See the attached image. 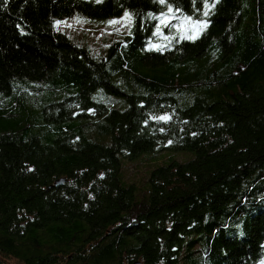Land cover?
<instances>
[{
	"label": "trees",
	"instance_id": "16d2710c",
	"mask_svg": "<svg viewBox=\"0 0 264 264\" xmlns=\"http://www.w3.org/2000/svg\"><path fill=\"white\" fill-rule=\"evenodd\" d=\"M249 1L219 0L197 39L170 42L154 0H0V91L64 95L37 114L0 103V264H261L264 0ZM126 9L132 35L100 60L53 30ZM163 150L196 155L123 173L124 157Z\"/></svg>",
	"mask_w": 264,
	"mask_h": 264
},
{
	"label": "rangeland",
	"instance_id": "374dc122",
	"mask_svg": "<svg viewBox=\"0 0 264 264\" xmlns=\"http://www.w3.org/2000/svg\"><path fill=\"white\" fill-rule=\"evenodd\" d=\"M245 13L248 10H252V4L249 0H243ZM130 11L129 9H126ZM125 11V10H124ZM124 11L119 16H112L107 18H94L90 16H85L79 14L81 17L80 22H77L74 17L77 14L72 16L58 17L54 20H66V24H61L59 26H53V30L57 33L63 34L68 40H70L73 44L85 49L88 51L91 57L95 60L103 59L108 51V48L116 43L124 39L129 35V31L132 35L134 23L131 25L130 29L122 26L123 21L117 24L109 25L106 22L108 20H114L123 16ZM131 12V11H130ZM252 11L248 13V16L245 19V24L248 21H251ZM53 20V21H54ZM68 25H71L69 27ZM57 27L59 30H57ZM103 29L105 31H115L112 35L104 34L102 37L98 34V30ZM119 29V31H117ZM199 72L201 70H198ZM202 72V71H201ZM33 84L36 82L32 81ZM25 85L20 86V89H25ZM30 89V88H29ZM194 94L187 97V99L180 98L179 103L180 106L185 107L188 106L194 99ZM13 99L18 102L26 103L28 106H32L33 113L37 114L41 108L48 103L57 102L64 98V95L56 94L52 95L49 92H36L31 91L28 95H22V92L19 90H14L13 93L7 95L0 91V103H4L6 99ZM108 98H102L103 101L107 102ZM195 151L185 150V151H174V150H163V151H150L140 153L134 159H128L126 157L122 160L123 173L127 174L130 170L132 173L130 177L135 180L142 181L146 178L149 173L156 167L169 162L171 160H176L179 162H186L195 157Z\"/></svg>",
	"mask_w": 264,
	"mask_h": 264
},
{
	"label": "snow or ice",
	"instance_id": "6c2138e0",
	"mask_svg": "<svg viewBox=\"0 0 264 264\" xmlns=\"http://www.w3.org/2000/svg\"><path fill=\"white\" fill-rule=\"evenodd\" d=\"M155 3L161 5V10L158 14L156 13H148V17L152 20H157L158 23L155 25V35L161 36L165 41H172V40H195L197 39L203 32L206 31L208 24L211 22L208 20V17L212 14L213 10L215 9V6L217 3H219V0H201L202 3V9L196 8V0H192L193 5V15H189L185 12H183V9L179 4H173L170 2V0H154ZM7 0H5L4 5L6 6ZM200 13V18H195V13ZM179 14V15H178ZM135 16L136 14L133 12H130L128 10L124 11V14L122 17L114 19V20H108L106 23L109 25L117 24L123 21L124 27H127L130 29L131 25L135 22ZM77 22H80L81 17H79V14H77L76 17H74ZM173 19L179 21V23H170ZM66 20H54L53 26H59L61 24H66ZM71 27V25H68ZM166 26L169 27L171 30H174L170 32L168 36H164L162 27ZM19 27V25H18ZM57 30L59 28L57 27ZM119 31V29H117ZM131 32L129 31V35ZM149 49L156 48L157 50H162L165 45H156L149 43L148 45ZM218 51V49H217ZM215 55V52L213 53ZM87 111H94L93 109H88ZM154 119L162 120V121H168L171 119V117L167 114L162 116H156L153 117ZM164 129H161L163 131ZM171 143V141H169ZM261 264H264V260L261 261Z\"/></svg>",
	"mask_w": 264,
	"mask_h": 264
},
{
	"label": "water",
	"instance_id": "95a60500",
	"mask_svg": "<svg viewBox=\"0 0 264 264\" xmlns=\"http://www.w3.org/2000/svg\"><path fill=\"white\" fill-rule=\"evenodd\" d=\"M67 179L65 177H60L57 180H55L54 186H62L66 183ZM132 264H144L140 260L134 261Z\"/></svg>",
	"mask_w": 264,
	"mask_h": 264
}]
</instances>
